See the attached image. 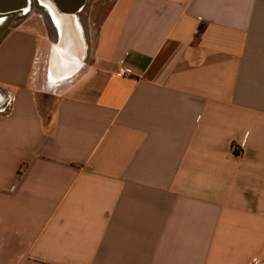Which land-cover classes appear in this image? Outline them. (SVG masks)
I'll return each instance as SVG.
<instances>
[{"label": "crops", "instance_id": "0c3cea01", "mask_svg": "<svg viewBox=\"0 0 264 264\" xmlns=\"http://www.w3.org/2000/svg\"><path fill=\"white\" fill-rule=\"evenodd\" d=\"M102 4L53 92V22L0 26V264H258L264 0Z\"/></svg>", "mask_w": 264, "mask_h": 264}, {"label": "water", "instance_id": "95a60500", "mask_svg": "<svg viewBox=\"0 0 264 264\" xmlns=\"http://www.w3.org/2000/svg\"><path fill=\"white\" fill-rule=\"evenodd\" d=\"M38 3L47 7L50 11L51 20L57 31V41L55 46L59 48L58 58L62 62L66 55L81 53L83 50V40L81 37V29L77 24V13L82 9L86 0H48V5L37 0ZM30 0H0V15L10 12L24 11L29 9ZM53 10V11H52ZM52 11V12H51ZM53 14V15H52ZM55 17V18H54ZM69 21L66 29H59L55 19ZM80 54V55H81Z\"/></svg>", "mask_w": 264, "mask_h": 264}, {"label": "rangeland", "instance_id": "374dc122", "mask_svg": "<svg viewBox=\"0 0 264 264\" xmlns=\"http://www.w3.org/2000/svg\"><path fill=\"white\" fill-rule=\"evenodd\" d=\"M30 2H31V7L29 8L27 13H22V12L12 13V14L8 15L7 18H5V16H1L0 21L1 20L2 21L0 22V26H1L2 30H4L5 28L13 27L16 24H21V23H23V21H25L26 19L33 16V23H35V24L37 23L38 28L42 32H44L45 30H47V31L50 30V32H51L52 29H54V27L51 24L52 20L49 17L48 10L45 7L41 6L37 0H30ZM100 2L103 3L101 5V7H102L101 13H103L104 10L108 6V0H101V1L100 0H87L86 6L76 16L79 27L81 29V34L83 35V39L85 41L84 45L87 44V40L85 38V35L87 34V31L89 30V29H87L88 23L90 21L89 18H93V16H94L93 14H95V12H98L97 8H99L100 5H98V4H100ZM94 3H96V4H94ZM93 5H98V7L94 6V8H93ZM52 73H54V72H52ZM62 76H64V75H60V76L54 75V78H51V80H56V81L52 82L51 85H48L46 83L47 78L41 74L40 82L43 83L42 89L43 90L49 89L50 91L53 92V91H55L56 88H59V86L66 84L68 81L70 82V80H68V79L57 80L58 78H61ZM56 92H60V90H58ZM258 264H264V260L260 261Z\"/></svg>", "mask_w": 264, "mask_h": 264}, {"label": "bare ground", "instance_id": "6f19581e", "mask_svg": "<svg viewBox=\"0 0 264 264\" xmlns=\"http://www.w3.org/2000/svg\"><path fill=\"white\" fill-rule=\"evenodd\" d=\"M42 3H44L45 5H48V0H41ZM53 11V10H52ZM53 15V14H52ZM55 18V17H54ZM56 21V24L59 26V29H66L67 27L65 26L66 25H69V21H64L62 20L61 18L59 19H55ZM78 24V23H77ZM78 28H79V25H78ZM80 29V28H79ZM58 51H59V48L57 46H54V51H53V55H54V59L52 60V63L57 66H59V68L61 69L58 73L54 74V75H64V74H67L68 73V68L67 67H63V63L61 61H59L60 59L58 58ZM63 64V65H61ZM63 69V70H62Z\"/></svg>", "mask_w": 264, "mask_h": 264}, {"label": "flooded vegetation", "instance_id": "af4514ba", "mask_svg": "<svg viewBox=\"0 0 264 264\" xmlns=\"http://www.w3.org/2000/svg\"><path fill=\"white\" fill-rule=\"evenodd\" d=\"M46 8V7H45ZM52 12V11H51ZM8 15H10V14H6V15H4L5 16V18H7L8 17ZM0 18H1V15H0ZM2 21V20H1ZM0 21V22H1ZM54 59V55L52 56V60ZM51 70H52V72H54V74H56V73H58L61 69L59 68V66H58V68H57V66H55L52 62H51ZM63 70V69H62Z\"/></svg>", "mask_w": 264, "mask_h": 264}, {"label": "trees", "instance_id": "16d2710c", "mask_svg": "<svg viewBox=\"0 0 264 264\" xmlns=\"http://www.w3.org/2000/svg\"><path fill=\"white\" fill-rule=\"evenodd\" d=\"M201 29H202V28L200 27V28H199V31H198V33H197V36H199V34L201 33V31H202Z\"/></svg>", "mask_w": 264, "mask_h": 264}, {"label": "built area", "instance_id": "2783aa9c", "mask_svg": "<svg viewBox=\"0 0 264 264\" xmlns=\"http://www.w3.org/2000/svg\"><path fill=\"white\" fill-rule=\"evenodd\" d=\"M129 72L127 71V70H125L124 72H123V74H128Z\"/></svg>", "mask_w": 264, "mask_h": 264}]
</instances>
